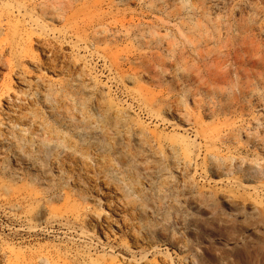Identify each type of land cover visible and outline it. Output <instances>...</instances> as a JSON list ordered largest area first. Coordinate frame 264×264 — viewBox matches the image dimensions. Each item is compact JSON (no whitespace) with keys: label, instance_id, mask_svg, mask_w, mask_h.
Wrapping results in <instances>:
<instances>
[{"label":"rangeland","instance_id":"obj_1","mask_svg":"<svg viewBox=\"0 0 264 264\" xmlns=\"http://www.w3.org/2000/svg\"><path fill=\"white\" fill-rule=\"evenodd\" d=\"M0 264H264V0H0Z\"/></svg>","mask_w":264,"mask_h":264},{"label":"bare ground","instance_id":"obj_2","mask_svg":"<svg viewBox=\"0 0 264 264\" xmlns=\"http://www.w3.org/2000/svg\"><path fill=\"white\" fill-rule=\"evenodd\" d=\"M62 146H64V144H61Z\"/></svg>","mask_w":264,"mask_h":264}]
</instances>
